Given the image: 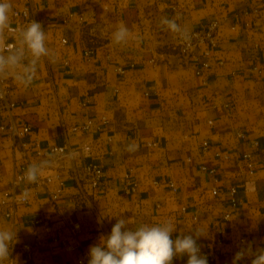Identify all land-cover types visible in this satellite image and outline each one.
Instances as JSON below:
<instances>
[{"label":"crops","instance_id":"0c3cea01","mask_svg":"<svg viewBox=\"0 0 264 264\" xmlns=\"http://www.w3.org/2000/svg\"><path fill=\"white\" fill-rule=\"evenodd\" d=\"M9 2V24L24 7L44 20L50 50L30 85L3 75L14 117L32 128L28 149L15 148L1 128L9 115L0 113V231L16 232L14 264H76L73 253L52 241L69 237L67 220L81 225L79 244L88 251L121 217L131 229L172 223V239L199 228L207 235L199 237L200 246L217 254L216 264H233L243 236L255 251L264 249V0ZM164 18L175 19L184 33L218 22L217 48L206 55L201 47L182 63L172 47L177 34ZM121 25L131 35L116 43ZM4 41L3 32L0 46ZM88 123L89 131L73 130ZM206 142L210 151L203 150ZM37 145L68 153L61 160L39 158ZM246 153L253 174L242 160ZM30 165L41 166L43 176L59 175L62 191L57 181L47 189L24 183L17 192L28 201L7 218L3 202L14 192L13 177ZM90 165L102 173L97 189L89 185ZM200 165L215 168L219 182ZM133 186L134 195L128 193ZM187 260L185 254L171 264Z\"/></svg>","mask_w":264,"mask_h":264},{"label":"clouds","instance_id":"9594fccd","mask_svg":"<svg viewBox=\"0 0 264 264\" xmlns=\"http://www.w3.org/2000/svg\"><path fill=\"white\" fill-rule=\"evenodd\" d=\"M12 5L9 0L0 2V36L9 27V14ZM162 24L168 30L187 39L186 34L175 19L164 18ZM129 29L121 25L114 33L116 43H125L130 38ZM46 34L42 25L31 21L22 30L18 46L7 49L0 46V75L13 74L18 83L28 86L34 79L38 63L42 57H49L50 50L46 47ZM27 60V63L25 61ZM135 146H129L134 150ZM41 166H30L24 178L35 183ZM129 219L119 218L111 229L110 235L100 238L99 244L89 250L88 264H171L174 257L188 256L187 264H208L207 257L200 254L196 239L207 236L195 228L193 235L177 236L172 239L176 227L172 223L163 226L142 225L136 229L128 227ZM16 241V232L0 231V264L10 260L11 246ZM245 257H253L251 264H264V249L253 251L251 244L242 247L234 258L233 264Z\"/></svg>","mask_w":264,"mask_h":264},{"label":"built area","instance_id":"2783aa9c","mask_svg":"<svg viewBox=\"0 0 264 264\" xmlns=\"http://www.w3.org/2000/svg\"><path fill=\"white\" fill-rule=\"evenodd\" d=\"M259 9H255L253 14L259 15ZM13 18L16 20L15 24H9V27L5 29L4 36L5 41L2 45L5 49L9 46H18L19 41H17V37L21 35L23 29H25L31 21L38 22L44 25V20L40 18L38 15L34 14V12L29 7H24L23 9H18L13 12ZM219 28L218 22H212L208 24L204 28H200L191 33H185L187 39H182L178 34L176 39L172 43L173 50L177 52L179 59L182 63H185L186 60L195 56V51L201 47H207L205 52L206 55H211L212 51L217 48V30ZM62 43L65 44L66 40L63 39ZM86 55H90L89 52ZM205 66H208L205 64ZM15 109V103L10 100V85L6 78L3 75H0V113H7L9 115L6 123L1 127L2 129H6L8 134L10 135L11 141L14 144L15 148H20L22 151H26L29 147V142L27 137L30 135L32 128L29 125H22L18 122V120L14 117L13 111ZM91 127V123L82 125L80 127H74V131H89ZM239 137H243L242 134H239ZM258 145L257 143L255 146ZM90 147L87 146L85 148L86 151H90ZM204 151H210L211 147L206 142L203 144ZM67 150L63 146H36V155L39 158L43 159H58L61 160L67 156ZM216 156L219 157L220 154L216 153ZM224 159H229V155H223ZM242 160L245 164V167L249 171L250 174L254 173V163L252 160V154L246 153L243 154ZM31 166V165H30ZM30 166H21L19 172H17L12 180V187L14 192L10 195L9 201H4L3 204L8 205V211L5 214L7 218H12L14 216L15 207L18 203H27L28 198L26 195L19 194L17 189H19L22 184H31L32 186L38 188L47 189L51 186L55 181L59 183V188L57 193L62 191V183L60 181L59 175L55 176H43L41 173L38 176V179L35 183H29L25 178V173ZM200 170L207 172L210 176L213 177L215 182H219L216 177V169L208 168L206 165H200ZM86 171L91 176L89 181V185L92 189H97L100 187V183L102 181V173L101 170L94 165H90L86 168ZM169 186L176 191L175 184L173 182L169 183ZM137 188L133 186L130 190H128L129 194H136ZM237 193L236 189H231L232 194V207H236L238 205V201L235 198V194ZM52 201L56 200V196H51ZM185 211L186 209L183 208ZM264 212V210H263ZM231 218L230 214H225L224 219L228 221ZM37 224L40 223L38 220ZM67 227L69 231V237L67 239L63 238H53V242L58 244L64 251L73 253L75 255L76 264H88L90 259L89 251L83 248L79 244V237L82 232L81 225L78 222L67 220ZM218 235L221 239L217 242L218 245H222L223 237L226 234L225 230L220 229L217 231ZM197 245L200 247V254L205 255L207 257L208 264H216L218 256L214 251H204L200 246V239H196ZM248 244H251L253 251H255V245L252 239L248 236L240 237L237 241V252L240 251L242 247H246ZM23 251L30 252L32 247L29 245L22 246ZM253 257H245L242 260L238 261V264H251V260ZM4 264H14V257L11 256L8 262H4ZM187 264V262H186Z\"/></svg>","mask_w":264,"mask_h":264}]
</instances>
